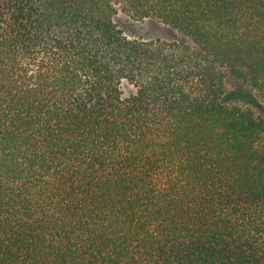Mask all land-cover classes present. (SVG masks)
Listing matches in <instances>:
<instances>
[{
	"label": "trees",
	"instance_id": "trees-1",
	"mask_svg": "<svg viewBox=\"0 0 264 264\" xmlns=\"http://www.w3.org/2000/svg\"><path fill=\"white\" fill-rule=\"evenodd\" d=\"M0 264H264V0H0Z\"/></svg>",
	"mask_w": 264,
	"mask_h": 264
},
{
	"label": "rangeland",
	"instance_id": "rangeland-1",
	"mask_svg": "<svg viewBox=\"0 0 264 264\" xmlns=\"http://www.w3.org/2000/svg\"><path fill=\"white\" fill-rule=\"evenodd\" d=\"M115 19L119 26L124 28L127 34L134 37H142L144 39H161L166 41L185 40L184 37L176 31L155 19L134 21L123 13H119ZM121 91L124 96H128L129 94L134 93L136 89L132 84L123 80L121 83ZM227 92L234 95L238 94L240 95L239 97H241V95H245V89L242 85L231 79L227 80ZM230 100L236 101L237 99L233 97Z\"/></svg>",
	"mask_w": 264,
	"mask_h": 264
}]
</instances>
